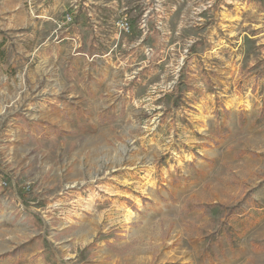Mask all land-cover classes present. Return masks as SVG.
I'll use <instances>...</instances> for the list:
<instances>
[{
  "label": "rangeland",
  "instance_id": "obj_1",
  "mask_svg": "<svg viewBox=\"0 0 264 264\" xmlns=\"http://www.w3.org/2000/svg\"><path fill=\"white\" fill-rule=\"evenodd\" d=\"M0 264H264V0H0Z\"/></svg>",
  "mask_w": 264,
  "mask_h": 264
},
{
  "label": "crops",
  "instance_id": "obj_2",
  "mask_svg": "<svg viewBox=\"0 0 264 264\" xmlns=\"http://www.w3.org/2000/svg\"><path fill=\"white\" fill-rule=\"evenodd\" d=\"M54 91V90H53ZM90 91L89 90H83V89H78V90H70V89H67V88H59L58 90H55L54 91V96L55 98H58V97H63V98H66L64 101H60V102H56L57 99H49V101L47 100H44V103H47L48 104H44V107L45 109H47L49 106V110L51 106L53 107H63L64 109H71V110H74V109H77L78 106H82L84 103L87 105V107H90L93 106V104L96 102V100L94 99V97L96 96V92H92L91 91V96L88 97V93ZM50 93H53L50 91ZM52 95V94H51ZM50 95V96H51ZM51 98V97H50ZM46 101V102H45ZM65 104H64V103ZM55 103V104H54ZM47 105V106H46ZM71 114V112L69 111L67 113V116H69ZM17 123L18 121H15L12 123L13 125H8V128H9V133H11L13 135V138L15 139H21V138H24V137H27V132H24V130L21 128V127H18L17 126ZM64 125L65 129L67 131H71V130H75L77 126H74L71 121H66L64 122Z\"/></svg>",
  "mask_w": 264,
  "mask_h": 264
}]
</instances>
